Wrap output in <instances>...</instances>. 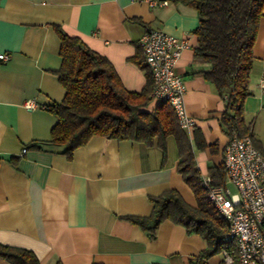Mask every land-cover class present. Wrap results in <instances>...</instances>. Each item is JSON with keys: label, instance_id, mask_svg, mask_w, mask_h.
Returning a JSON list of instances; mask_svg holds the SVG:
<instances>
[{"label": "crops", "instance_id": "obj_1", "mask_svg": "<svg viewBox=\"0 0 264 264\" xmlns=\"http://www.w3.org/2000/svg\"><path fill=\"white\" fill-rule=\"evenodd\" d=\"M198 24V11L181 0H0V53L8 57L0 62V245L29 250L40 264H189L199 257L204 240L181 226L163 221L152 240L126 219L150 216V198L171 190L197 206L195 190L178 171L174 135L162 146L158 140L149 145L92 136L68 160L61 147L50 145L57 121L46 110L65 94L57 77L62 60L54 27L104 57L123 88L137 94L150 74L138 46L144 33L161 30L185 39L188 47L174 72L185 82V109L195 125L183 130L176 124L192 154V183L206 197L202 177L229 188L223 168L229 135L219 124L225 100L201 76L209 66L194 58ZM263 74L261 17L247 79L252 94L242 108L261 154ZM156 105L150 99L149 108ZM219 259L220 253L203 263ZM0 264L10 263L0 258Z\"/></svg>", "mask_w": 264, "mask_h": 264}, {"label": "trees", "instance_id": "obj_2", "mask_svg": "<svg viewBox=\"0 0 264 264\" xmlns=\"http://www.w3.org/2000/svg\"><path fill=\"white\" fill-rule=\"evenodd\" d=\"M181 1L199 13V24L193 31L197 39L194 58L209 66L201 76L225 100L219 119L221 128L229 139L251 136L242 108L245 99L252 94L247 89V79L259 20L264 17V0ZM53 29L60 41L62 60L57 77L65 94L60 103L46 107L57 121L50 131V145L61 147L60 154L70 160L74 150L85 145L92 136L149 145L158 140L162 146L167 136L174 135L181 158L178 171L195 190L197 206H189L171 190L150 198L153 205L150 216L126 219L152 240L166 220L181 226L187 235L199 236L206 249L189 264H202L223 250H232L234 244L225 239L228 224L214 211L202 190L192 183L197 179L192 154L186 137L181 136L173 111L166 103L149 108L150 74L146 75L141 93L127 92L104 57L59 27ZM222 175L221 172L220 178ZM0 258L10 264H40L31 251L3 245H0Z\"/></svg>", "mask_w": 264, "mask_h": 264}, {"label": "built area", "instance_id": "obj_3", "mask_svg": "<svg viewBox=\"0 0 264 264\" xmlns=\"http://www.w3.org/2000/svg\"><path fill=\"white\" fill-rule=\"evenodd\" d=\"M138 46L152 78L150 99L168 104L178 126L191 130L195 120L186 113L185 82L174 72L188 47L187 41L161 30H148ZM7 60V55L0 53V62ZM259 89L264 91V74ZM26 106L32 108L31 103ZM24 152L25 149L21 154ZM223 168L226 181L235 192L214 185L209 177L200 180L211 207L228 224L225 239L234 244L232 250L221 251L218 264H264V156L252 145L251 136H233L228 140L223 148Z\"/></svg>", "mask_w": 264, "mask_h": 264}, {"label": "rangeland", "instance_id": "obj_4", "mask_svg": "<svg viewBox=\"0 0 264 264\" xmlns=\"http://www.w3.org/2000/svg\"><path fill=\"white\" fill-rule=\"evenodd\" d=\"M229 188L232 192H235V190L232 188V186L229 185ZM216 261V259L212 260L211 262L214 263Z\"/></svg>", "mask_w": 264, "mask_h": 264}]
</instances>
